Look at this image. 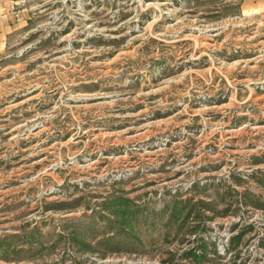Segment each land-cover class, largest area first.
Listing matches in <instances>:
<instances>
[{
	"label": "rangeland",
	"instance_id": "1",
	"mask_svg": "<svg viewBox=\"0 0 264 264\" xmlns=\"http://www.w3.org/2000/svg\"><path fill=\"white\" fill-rule=\"evenodd\" d=\"M24 2L0 53V264H196L199 236L201 264H264V0ZM188 199L199 236L170 222Z\"/></svg>",
	"mask_w": 264,
	"mask_h": 264
},
{
	"label": "trees",
	"instance_id": "2",
	"mask_svg": "<svg viewBox=\"0 0 264 264\" xmlns=\"http://www.w3.org/2000/svg\"><path fill=\"white\" fill-rule=\"evenodd\" d=\"M237 181L239 180V178L236 179ZM241 181V180H239ZM259 181L262 184V187L264 188V179H259ZM229 194H231L230 192H227ZM225 197V195H224ZM245 199L251 204V206H253L256 209H262L264 210V202L261 201L259 196L253 195V194H247L245 196ZM126 208L125 210H123L122 212H115V215L119 216H123L122 222L128 226V227H133V222L137 221L138 219L134 216L133 213H135V210H130L128 201H126ZM119 204V199H115V201L113 202V205H109V207H115L118 206ZM204 208L210 209L211 211H213L215 213V208L211 205V204H204L203 205ZM206 216H204L202 214V212L200 211V209L198 208L197 204H194V202L192 201V199H188V200H183V201H179V202H175L174 207L172 209L171 212V218H170V222L172 225H176L180 230H182L184 228L185 225H191L190 229L188 230L189 233L191 234H195V235H200L201 231L205 230L206 226ZM208 219H212V217H208ZM114 222L117 220H113ZM191 222L190 224H187V222ZM168 225H170L169 223H167ZM249 225L247 224V227ZM246 233V232H245ZM244 232H242V235L245 234ZM241 235V234H240ZM241 235V236H242ZM237 237L235 240H231L230 243H226V251L227 253L231 252L232 250L235 249L236 245L240 244V239L242 237ZM198 238H200L201 240V244H198L196 246V248L191 249L190 251H188L185 255L189 258H192V260L196 263V264H201L203 259L206 257V250L207 248H209L208 243H210L209 241H207V238L205 237H201L199 236ZM79 243L84 244L82 240H78ZM262 246L264 247V241L262 243ZM85 249H89L90 246L86 245ZM238 247V246H237ZM197 249H201L200 252H198ZM90 250V249H89ZM216 251V250H215ZM217 252V251H216Z\"/></svg>",
	"mask_w": 264,
	"mask_h": 264
},
{
	"label": "crops",
	"instance_id": "3",
	"mask_svg": "<svg viewBox=\"0 0 264 264\" xmlns=\"http://www.w3.org/2000/svg\"><path fill=\"white\" fill-rule=\"evenodd\" d=\"M24 0H0V53L7 47L8 37L19 24H25L29 12Z\"/></svg>",
	"mask_w": 264,
	"mask_h": 264
}]
</instances>
